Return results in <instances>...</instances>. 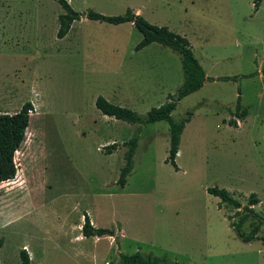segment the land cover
Instances as JSON below:
<instances>
[{"label":"rangeland","instance_id":"rangeland-1","mask_svg":"<svg viewBox=\"0 0 264 264\" xmlns=\"http://www.w3.org/2000/svg\"><path fill=\"white\" fill-rule=\"evenodd\" d=\"M68 2L81 13L138 9L186 37L208 77L235 78L207 80L177 102L174 121L193 114L175 170L165 162L166 121L129 124L94 102L103 96L144 117L183 81L176 52L158 43L135 50L141 34L129 22L81 17L60 39L55 0H0V114L27 101L33 107L16 175L0 183V264H20L26 246L33 264H113L136 251L164 254L167 264H264V0L258 11L254 0ZM239 95L243 120L235 116ZM133 136V168L120 187L124 143ZM209 187L226 189L241 207L219 208ZM251 193L263 223L257 239L243 242L229 223L241 219L245 234L258 223L245 209ZM85 213L114 235L84 238Z\"/></svg>","mask_w":264,"mask_h":264},{"label":"trees","instance_id":"trees-1","mask_svg":"<svg viewBox=\"0 0 264 264\" xmlns=\"http://www.w3.org/2000/svg\"><path fill=\"white\" fill-rule=\"evenodd\" d=\"M55 1L59 3L63 10V12L57 17V38H63L70 30L72 23L79 20L81 17L113 25L129 22L141 34V40L136 44L135 50H139L151 43H158L164 47L172 49L179 55L183 81L176 94H169L166 102L158 107L150 108L144 117L140 116L137 112L130 108L109 102L103 96L96 97L94 102L95 107L103 115L127 122L129 124L146 125L157 121H166L169 125L170 138L168 156L165 162L169 163L175 170H178L176 157L180 136L185 128V125L190 121L193 113L189 110L185 113V116L180 118L178 121H174L171 113L175 109L177 102L185 96L199 90L207 80H228L234 79L235 77H208L205 74L202 65L195 57L191 43L186 37L169 30L166 26H158L149 23L143 16L137 14L130 8H127L123 14L111 16L98 13L91 9H88L83 13L77 12L72 8L68 0ZM260 2L261 0H254L253 5L255 11L258 9ZM240 100L239 95L237 97L235 107V116L243 120L247 116L248 110L246 108L241 109ZM32 109L33 107L31 102L27 101L23 103L20 109L15 113L0 114V183L11 180L16 175L17 166L15 164L14 157L16 151L25 140L26 129L29 124L30 112ZM229 125L237 126V121L229 120ZM121 145L128 147L123 156L124 163L116 181L118 186L123 187L126 183L127 176L131 173L133 168V155L137 145V136H133L126 143H124V145ZM117 146L119 145L116 143L106 146V153L111 154L112 149ZM207 192L220 199L218 203L219 208H222L223 205L231 206L234 209H239L241 207V203L224 188L209 187L207 188ZM258 202L259 199L257 195L255 193H251L248 199V206L245 209L248 213H252L253 216L258 218V223L248 234H245L241 229V219L235 224L233 222L229 223V226L243 242H250L257 239V231L259 230V225L263 223V219L253 212L250 206L256 205ZM237 213L238 211L236 214ZM227 219L230 220L231 216L228 215ZM81 233L84 237L114 235V231L112 229L93 226L87 213L83 216ZM2 241V238H0V247L2 246ZM167 259V256L164 254L156 256L153 253H148L144 256L139 251H136L130 255L121 253L119 255V261L113 264H167ZM19 263L33 264L26 248H21L19 250Z\"/></svg>","mask_w":264,"mask_h":264},{"label":"crops","instance_id":"crops-1","mask_svg":"<svg viewBox=\"0 0 264 264\" xmlns=\"http://www.w3.org/2000/svg\"><path fill=\"white\" fill-rule=\"evenodd\" d=\"M259 8H260V6L258 7V9L256 10V11H258L259 10ZM136 13H141L138 9L135 11ZM206 74V73H205ZM259 76L263 79L264 78V75L260 72L259 73ZM214 78H218V77H214ZM206 83V82H205ZM204 86V85H203ZM202 86V87H203ZM84 237V236H83ZM85 238V237H84ZM86 238H88V237H86ZM24 248H26V250L28 251V249H29V247L28 246H26V247H24ZM30 251V250H29ZM29 251H28V253H29ZM29 255H30V258H31V254L29 253ZM32 261V260H31ZM33 263V262H32Z\"/></svg>","mask_w":264,"mask_h":264}]
</instances>
